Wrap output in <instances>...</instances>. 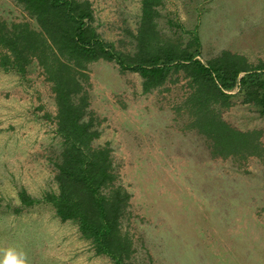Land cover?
<instances>
[{
	"label": "rangeland",
	"instance_id": "obj_1",
	"mask_svg": "<svg viewBox=\"0 0 264 264\" xmlns=\"http://www.w3.org/2000/svg\"><path fill=\"white\" fill-rule=\"evenodd\" d=\"M88 1L102 38L131 52L141 0ZM158 12L161 35L182 44L197 35L203 62L221 51L264 62V0H162ZM0 18L37 28L14 0H0ZM88 75L89 112L100 132L94 146L109 144L131 196L123 222L135 249L131 264H264V159L211 156L179 109L189 92L181 74L147 94L137 73L114 62L90 64ZM234 101L221 117L260 132L264 149V117ZM55 113L36 63L24 77L0 69V261L11 251L25 264H111L48 204L14 212L21 190L37 199L56 191Z\"/></svg>",
	"mask_w": 264,
	"mask_h": 264
},
{
	"label": "trees",
	"instance_id": "obj_2",
	"mask_svg": "<svg viewBox=\"0 0 264 264\" xmlns=\"http://www.w3.org/2000/svg\"><path fill=\"white\" fill-rule=\"evenodd\" d=\"M14 1L37 28L0 18V69L24 77L36 63L54 96L55 134L61 139L53 164L56 191L37 199L21 190L22 207L15 213L48 204L61 222L76 224L96 255L108 257L111 264H131L133 240L123 229L131 196L121 184L109 144L94 146L100 132L89 112L88 66L99 61L137 73L143 94L163 86L172 74L183 75L189 92L179 109H185L189 127L208 141L211 156L264 159L260 132L239 131L220 114L236 100L264 117V62L254 65L229 51L201 61L197 35L182 44L157 30L162 0H141L131 52L97 32L88 0Z\"/></svg>",
	"mask_w": 264,
	"mask_h": 264
},
{
	"label": "clouds",
	"instance_id": "obj_3",
	"mask_svg": "<svg viewBox=\"0 0 264 264\" xmlns=\"http://www.w3.org/2000/svg\"><path fill=\"white\" fill-rule=\"evenodd\" d=\"M0 264H25V261L11 251L7 252Z\"/></svg>",
	"mask_w": 264,
	"mask_h": 264
}]
</instances>
